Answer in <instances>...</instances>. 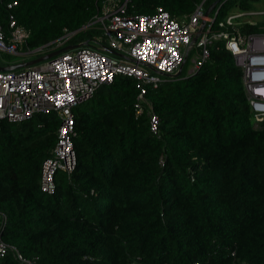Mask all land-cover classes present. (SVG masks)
<instances>
[{
	"label": "trees",
	"instance_id": "obj_1",
	"mask_svg": "<svg viewBox=\"0 0 264 264\" xmlns=\"http://www.w3.org/2000/svg\"><path fill=\"white\" fill-rule=\"evenodd\" d=\"M9 1L0 0L8 35ZM104 1L19 0L12 12L30 31L22 51L48 53L74 31L72 44L108 45L96 21ZM214 1L129 0L127 12L162 7L187 20L201 3L207 9ZM258 3L222 0L212 13L213 30H232L220 22L259 10ZM261 17L237 29L264 33ZM200 55L194 46L180 76L149 85L141 113L138 80L128 76L76 104L78 164L72 172L57 171L53 193L42 191L41 177L58 142V114L1 119L2 240L38 264H264V116L255 117L244 71L226 39L213 40L201 69L184 74L190 57ZM152 114L160 119L157 132ZM0 264H18L14 251Z\"/></svg>",
	"mask_w": 264,
	"mask_h": 264
},
{
	"label": "built area",
	"instance_id": "obj_2",
	"mask_svg": "<svg viewBox=\"0 0 264 264\" xmlns=\"http://www.w3.org/2000/svg\"><path fill=\"white\" fill-rule=\"evenodd\" d=\"M18 1L7 3L10 10L9 35L0 24V51L10 54H20L30 37V31L18 24L12 12ZM104 2L103 13L96 21L101 24L107 46L121 56L105 52V46H85L25 69L0 70V120L21 122L35 114L53 111L61 119L57 145L42 167L41 189L44 192L56 191L58 170L72 172L78 164L73 107L91 98L100 86L112 83L117 76H128L138 80L140 93L136 108L141 113L149 85L158 87L165 80L164 74L171 75L184 65L194 45L193 37L204 19L205 24L195 44L201 49V55L193 60L192 72L201 69L210 57L213 40L226 39L236 64L244 71L255 117L264 116V33L245 35L237 29L246 22L254 23L249 19L252 16H264V10L231 14L225 22H220V26H233V29L216 32L213 30L216 15L207 18L203 3L187 20H179L162 7L152 14H128L129 0ZM75 33L66 32L47 50L66 45ZM42 49L39 51H46ZM31 53L22 51L21 54ZM159 125V117L152 114V131L157 132ZM4 229L5 224L2 226ZM10 249L14 251L18 264H38L5 243L0 234V257Z\"/></svg>",
	"mask_w": 264,
	"mask_h": 264
},
{
	"label": "water",
	"instance_id": "obj_3",
	"mask_svg": "<svg viewBox=\"0 0 264 264\" xmlns=\"http://www.w3.org/2000/svg\"><path fill=\"white\" fill-rule=\"evenodd\" d=\"M222 0H216L214 1L209 7L208 9L206 10L205 14L206 16L208 17L212 10L221 2ZM205 22H203V25L202 27L199 29V31L195 34V36L193 37V40H192V45L198 40V37L200 35V32L202 31V28L204 26ZM82 44H71V45H66L62 48H59V49H56L48 54H44L40 57H37V58H34V59H30V60H27V61H23V62H19V63H10V64H6V65H1L0 64V70L2 71H8V70H16V69H19V68H24V67H29V66H32V65H35L37 63H40L44 60H47V59H53L54 57H56L57 55H59L60 53L64 52V51H67V50H70V49H74V48H77L79 46H81ZM105 50L108 52V53H111L113 55H118V56H121L120 53H118L117 51L113 50L112 48L110 47H106ZM182 68L183 66L179 69V71L175 74H173L172 76L173 77H178L181 75L182 73Z\"/></svg>",
	"mask_w": 264,
	"mask_h": 264
},
{
	"label": "clouds",
	"instance_id": "obj_4",
	"mask_svg": "<svg viewBox=\"0 0 264 264\" xmlns=\"http://www.w3.org/2000/svg\"><path fill=\"white\" fill-rule=\"evenodd\" d=\"M203 2H204V1H203ZM201 4H202V3H201ZM219 4H220V3H219ZM219 4H218V5H219ZM203 5H204V3H203ZM218 5H217V6H218ZM217 6L212 10V12H211V14L208 16V18L214 16V15L212 16V13L214 12L215 9H216V10L219 9V6H218V7H217ZM204 9H205V6H204ZM207 9H208V8H207ZM207 9H205V12H206ZM252 11H263V10H252ZM237 12H246V11H237ZM237 12H235V13H237ZM216 14H217V12L215 11V15H216ZM232 14H234V13H232ZM230 15H231V14H230ZM205 16H206V14H205ZM261 16H263V15L252 16V18L255 19V18H259V17H261ZM206 17H207V16H206ZM249 19L252 20L251 18H249ZM259 19H262V18H259ZM205 20H206V19H204L203 22H205ZM215 20H216V19H215ZM198 31H199V30H198ZM75 32L77 33L78 31H75ZM201 32H202V31H201ZM201 32H200V34H201ZM76 33H75V34H76ZM194 36H195V35H194ZM199 37H200V35H199ZM199 37H198V39H199ZM71 39H72V38H71ZM71 39H70V41H71ZM70 41H69L66 45H71L72 43H71ZM197 41H198V40H197ZM197 41H196V42H197ZM196 42L194 43L193 47L195 46ZM78 44H80V43H78ZM81 44H82V45L79 46V47H77V48L85 47V46H90V45H88L87 42H83V43H81ZM66 45H64V46H66ZM64 46H61V47H59V48H62V47H64ZM106 47H108V46L106 45L105 48H106ZM193 47H192V49H193ZM59 48H56V49H59ZM77 48H74V49H77ZM56 49H54V50H56ZM74 49H70V50H74ZM192 49H191V50H192ZM39 50H40V49L32 50V53H31V54L38 53L39 56H36V57H35V58H37V57H40V56H42V55H44V54H48V53L54 51V50H50L48 53L41 52V54H40V51H39ZM191 50H190V51H191ZM67 51H68V50H67ZM33 52H34V53H33ZM64 52H65V51H64ZM105 52H107V51L105 50ZM21 53H22V51L20 52V54H13V55H22V56H24V57H25V58H24V61H27V60H30V59H34V58H30V57H28L30 54H29V55H27V54H24V55H23V54H21ZM62 53H63V52H62ZM107 53H108V52H107ZM9 54H10V53H9ZM60 54H61V53H60ZM110 54H111V53H110ZM57 56H58V55H57ZM57 56H56V57H57ZM188 56H189V55H188ZM56 57H54V58H56ZM54 58H53V59H54ZM187 59H188V58H187ZM47 60H48V59H47ZM193 60H194V59H193ZM44 61H45V60H44ZM22 62H23V61H22ZM186 62H187V60L185 61L184 65L186 64ZM11 63H19V62H15V61H13V62H11ZM7 64H10V63H7ZM37 64H38V63H37ZM5 65H6V64H5ZM184 65H183V67H184ZM193 67H194V62H193ZM193 67H192V69L190 70L189 73L194 74V73L192 72ZM25 68H27V67L19 68V69H25ZM19 69H16V70H19ZM182 70H183V68H182ZM199 70H200V69H199ZM199 70H198V71H199ZM178 71H179V70H178ZM178 71H177V72H178ZM177 72H175V73H177ZM175 73H173V74H175ZM195 73H196V72H195ZM173 74H171V75H169V74H167V75L164 74V77H169V76H172ZM164 79H165V78H164Z\"/></svg>",
	"mask_w": 264,
	"mask_h": 264
},
{
	"label": "rangeland",
	"instance_id": "obj_5",
	"mask_svg": "<svg viewBox=\"0 0 264 264\" xmlns=\"http://www.w3.org/2000/svg\"><path fill=\"white\" fill-rule=\"evenodd\" d=\"M262 2H264V0H259V3H262ZM258 9L259 10H264V5H261V6L259 5ZM251 19L254 20V18H252V17H251ZM255 19H259V18H255ZM34 54H30L28 57L35 58L36 55H34ZM24 58L25 57L22 56V55H14L13 60L9 61V59L7 57L3 56V54L0 52V64L1 65H5V64L11 63L13 61H16V62H20L21 61L22 62V61H24ZM192 67H193V56L190 57L189 62L185 66L184 74H188L190 72V70L192 69Z\"/></svg>",
	"mask_w": 264,
	"mask_h": 264
},
{
	"label": "crops",
	"instance_id": "obj_6",
	"mask_svg": "<svg viewBox=\"0 0 264 264\" xmlns=\"http://www.w3.org/2000/svg\"><path fill=\"white\" fill-rule=\"evenodd\" d=\"M259 5L261 6V5H264V2H262V3H258V7H259ZM259 18H262V17H259ZM261 20H263V19H254L253 20V22L254 23H252V24H255V23H257V22H261ZM16 62V61H15ZM21 62V61H20Z\"/></svg>",
	"mask_w": 264,
	"mask_h": 264
}]
</instances>
